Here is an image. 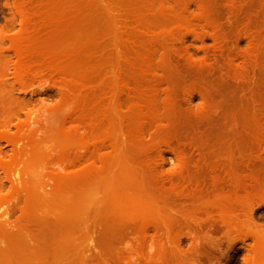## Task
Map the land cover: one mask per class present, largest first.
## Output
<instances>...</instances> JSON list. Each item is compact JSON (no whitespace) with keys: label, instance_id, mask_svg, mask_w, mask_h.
<instances>
[{"label":"rangeland","instance_id":"rangeland-1","mask_svg":"<svg viewBox=\"0 0 264 264\" xmlns=\"http://www.w3.org/2000/svg\"><path fill=\"white\" fill-rule=\"evenodd\" d=\"M4 148L0 264H264V0H0Z\"/></svg>","mask_w":264,"mask_h":264},{"label":"bare ground","instance_id":"bare-ground-1","mask_svg":"<svg viewBox=\"0 0 264 264\" xmlns=\"http://www.w3.org/2000/svg\"><path fill=\"white\" fill-rule=\"evenodd\" d=\"M196 4V3H195ZM189 5V4H188ZM186 6V8L185 9H190L189 7H191V6ZM198 7H199V5H197ZM197 7V8H198ZM188 11V10H187ZM189 47V46H188ZM190 48V47H189ZM187 50V53L186 54H188L190 57L189 58H191V57H193L194 56V51L192 52L190 49H186ZM12 97L13 98H15L13 95H12ZM19 97V96H18ZM18 97H16L17 99H18ZM38 97V96H37ZM36 97V98H37ZM15 98V99H16ZM35 98V99H36ZM35 99H33V101L32 102H34V100ZM39 99H41L40 98V95H39ZM195 99H197L198 100V98L197 97H195L194 95L193 96H190V98H189V103L190 104H192V103H194V100ZM32 100V99H31ZM30 100V101H31ZM38 100V99H37ZM5 149V148H4ZM2 150V149H0V155H2L1 157H3V154H5L4 152H6V149L5 150ZM176 156H175V153H174V151H173V149L171 148V147H167V149L166 150H164V151H162L161 153H160V158H161V161H162V165H161V168H165V169H167V168H169V169H171V167L172 166H175L177 163H179L178 161H177V159L175 158ZM263 164V162H261V164H259V165H257L256 167H255V169L256 168H259V169H262V167H263V169H264V164ZM178 165V164H177ZM261 165V166H260ZM261 167V168H260ZM0 176H1V174H0ZM200 176L199 175H192V176H188V179L189 180H197L198 178H199ZM1 180H3L2 178H0ZM1 180H0V182H1ZM7 181V180H6ZM9 182H10V180H8ZM7 181V182H8ZM12 181V180H11ZM16 181V180H15ZM6 184V183H5ZM5 185L3 184V182H1L0 183V190H1V188H2V190H3V187H4ZM254 191H257L258 193H261V194H264V188H254L253 189ZM136 253H134V252H132V253H130V255H129V258L131 259V261L133 262V261H135L136 263H138V264H142L140 261H138L139 259L137 258V257H135L136 255H135ZM27 255H25V258H27L26 257ZM23 258V257H22ZM135 258V259H134ZM7 260V259H6ZM5 260V261H6ZM19 260L20 261H22V260H24V259H20L19 258ZM26 260V259H25ZM8 261V260H7ZM18 261V260H17ZM22 262H24V261H22ZM19 263H21V262H19Z\"/></svg>","mask_w":264,"mask_h":264}]
</instances>
